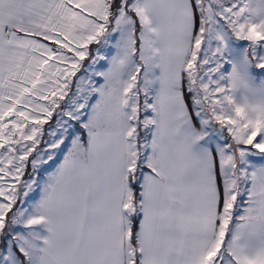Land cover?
Returning a JSON list of instances; mask_svg holds the SVG:
<instances>
[{"label":"snow or ice","instance_id":"snow-or-ice-1","mask_svg":"<svg viewBox=\"0 0 264 264\" xmlns=\"http://www.w3.org/2000/svg\"><path fill=\"white\" fill-rule=\"evenodd\" d=\"M0 264H264V0H0Z\"/></svg>","mask_w":264,"mask_h":264}]
</instances>
